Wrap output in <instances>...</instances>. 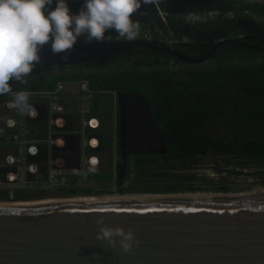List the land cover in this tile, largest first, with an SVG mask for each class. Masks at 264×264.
<instances>
[{
	"label": "trees",
	"instance_id": "trees-1",
	"mask_svg": "<svg viewBox=\"0 0 264 264\" xmlns=\"http://www.w3.org/2000/svg\"><path fill=\"white\" fill-rule=\"evenodd\" d=\"M67 3L70 11L78 14L84 1L67 0ZM158 7L169 14L170 22L162 21ZM51 8H55V2ZM212 13H217L216 21H223L215 24L223 27L227 22L223 35L226 39L241 40L256 47L224 43L201 63H187L140 44L78 65H59L41 59L27 77V83L11 82V86L13 90H51L61 80L88 79L93 90L147 95L152 105V122L167 132L170 148L165 154L130 156L122 184L116 181V191L120 194L196 192L200 190L195 183L198 180L217 186L221 182L207 179L193 168L196 164H217L224 160L250 162L257 168L250 174L264 179V49L261 48L264 44L260 38L256 43L249 40L256 31H249L243 23L248 19L255 24V29L264 30V0H158L155 5L142 6L132 19L140 21L139 33L152 34L150 42L169 45L187 57H203L206 52L201 48L207 40L197 39L196 30L185 29L184 24L191 23L184 17L179 19L186 22L172 15ZM212 22L215 21L208 23ZM203 24L196 27L206 30ZM158 31L171 33L173 42L166 44L158 40ZM109 35L111 38L105 42L119 37L115 32ZM179 35L189 37L190 41L179 40ZM97 44L100 43L78 41L73 52ZM182 65L187 67L176 69ZM109 169L104 171L110 179L113 173ZM84 192L90 194L83 188H68L58 193ZM111 192L106 189L96 194ZM16 195L35 196L20 190ZM7 196L8 190L0 191V200Z\"/></svg>",
	"mask_w": 264,
	"mask_h": 264
},
{
	"label": "water",
	"instance_id": "water-1",
	"mask_svg": "<svg viewBox=\"0 0 264 264\" xmlns=\"http://www.w3.org/2000/svg\"><path fill=\"white\" fill-rule=\"evenodd\" d=\"M234 42L225 39L216 46ZM137 44L187 63L204 62L211 54L187 57L169 45L136 38L72 52L68 60L46 48L39 55L47 62L78 65ZM117 106L122 184L130 156L165 154L170 146L167 132L152 122L147 95L117 91ZM51 197L0 201V264H264V191ZM100 218L108 227L131 228L139 245L124 252L119 237L115 248L97 240Z\"/></svg>",
	"mask_w": 264,
	"mask_h": 264
},
{
	"label": "clouds",
	"instance_id": "clouds-1",
	"mask_svg": "<svg viewBox=\"0 0 264 264\" xmlns=\"http://www.w3.org/2000/svg\"><path fill=\"white\" fill-rule=\"evenodd\" d=\"M157 3L158 0H84L76 14L70 11L67 0H0V96L11 94L10 108L32 114L29 93L14 92L11 82L27 83V77L41 62L42 49L49 47L53 55L68 60L80 37H84L85 44L103 43L106 32L113 30L117 39L134 41L139 38L140 21L133 20V15L142 6ZM7 124L13 127L15 121L8 120ZM96 163L91 162L89 173L96 171ZM96 224V239L107 241L110 247H116L117 237L124 252L140 243L131 228L125 231L105 226L103 218Z\"/></svg>",
	"mask_w": 264,
	"mask_h": 264
},
{
	"label": "built area",
	"instance_id": "built-area-1",
	"mask_svg": "<svg viewBox=\"0 0 264 264\" xmlns=\"http://www.w3.org/2000/svg\"><path fill=\"white\" fill-rule=\"evenodd\" d=\"M74 1H84V0H74ZM158 14L162 21L168 22L169 14L164 13L158 7ZM214 14V13H212ZM212 14H204V15H184L181 14H173L172 16L175 19H179L180 17H184L188 22L190 19H198L200 21H208V17ZM143 39L151 40L152 35L146 33L143 35ZM173 42L172 39H168V43ZM19 91V90H18ZM24 91V90H23ZM29 93V96L32 94H44L48 95L50 98V121L48 123V136L45 139H34L30 136V131L23 127L24 137L20 139V131H21V123L15 117L8 115L6 118V126L9 129L14 130L6 140L8 143L14 141L13 144L18 145V154L15 156L7 155L6 163L7 165H16L18 170L16 171H3V167L0 161V191L2 189L8 190V198L5 200H17L16 190H27L35 188V184H39L38 180L34 179V175L38 172V165L32 161V157L36 156L39 153V144L45 143V145L49 149L48 153V186L51 188L59 189V191H65L68 188L77 187L82 188L78 182L79 175L81 173L78 172L76 174V180L71 181L69 176L74 173H69L67 169L64 167V158L62 155L61 149L64 147V137L61 135V129L65 126V101L63 100L66 97H85L87 95H98L105 94L110 95L117 102V91L113 90H93L90 86V82L88 79H78V80H61L57 82L56 86L51 90H26ZM15 92V91H14ZM4 97V105L7 110H11L9 107V102L11 100V94ZM28 119H32L36 116L35 112L32 114H25ZM82 147H83V155H82V163L84 169H87L91 166V162L96 160V167L101 163V147H102V135L109 136L113 141V150L114 153L109 156V160H111V171L115 180L118 179V171H119V161L117 158L118 152V133L116 131H112V133L108 134V131L102 133L101 121L95 116L88 113V111H82ZM8 120L15 121L13 127H9L7 124ZM60 132V133H59ZM118 132V131H117ZM11 141H10V140ZM23 155H22V154ZM118 164V165H117ZM118 166V168H117ZM40 198V197H36ZM33 199V198H30ZM2 201V200H0Z\"/></svg>",
	"mask_w": 264,
	"mask_h": 264
},
{
	"label": "crops",
	"instance_id": "crops-1",
	"mask_svg": "<svg viewBox=\"0 0 264 264\" xmlns=\"http://www.w3.org/2000/svg\"><path fill=\"white\" fill-rule=\"evenodd\" d=\"M39 91V90H37ZM93 96L88 95L86 97H66L65 101V127L61 129V135L64 137V147L61 149L64 158V167L69 171V173H74L75 175L80 172L85 173L87 169H84L82 163V111H88L89 114L95 115L101 121L100 130L108 134L112 131L118 133L119 128V114L117 102L113 99L111 108L108 109V113H101L98 107H95L96 103L85 104L84 101L87 99H92ZM29 103L36 116L32 119H28L25 114H21L14 109L10 111L6 109L4 105V97H0V154L11 153L18 154V145H13L14 141L8 143L6 138L14 131L6 126V118L8 115L15 117L21 123L20 139L24 137L23 127H26L30 131V136L34 139H45L48 136V123L50 121V98L48 95L44 94H32L29 96ZM2 108L6 111L3 112ZM99 110L100 112H95ZM6 113V114H5ZM107 116L109 118V126L106 129L102 123L103 117ZM60 133V132H59ZM104 135V139H105ZM103 141V140H102ZM39 153L32 157V161L38 165V172L34 175V179L38 180L39 184H35V188L20 190L22 193H32L36 197H47L53 193V191H59V189L51 188L48 186V153L49 149L45 143L39 144ZM22 154V153H21ZM23 155V154H22ZM107 155L101 154V163L96 168L101 169L103 166L102 160L107 159ZM3 169V168H2ZM4 171V169H3ZM73 179V178H72ZM76 188V187H72ZM17 191V190H16Z\"/></svg>",
	"mask_w": 264,
	"mask_h": 264
},
{
	"label": "rangeland",
	"instance_id": "rangeland-1",
	"mask_svg": "<svg viewBox=\"0 0 264 264\" xmlns=\"http://www.w3.org/2000/svg\"><path fill=\"white\" fill-rule=\"evenodd\" d=\"M183 16V15H182ZM218 19L217 13H214L208 17V20L216 21ZM180 21H185L183 19H179ZM190 23L197 25L200 23H203L205 21H200L198 19H190ZM186 22V21H185ZM149 33V31L144 33H139L138 37L143 38V35ZM152 35V34H151ZM158 37V40H162L166 44H168V39H172L171 33L167 34L163 31H158L156 34ZM111 36L109 33L106 32V39L109 40ZM206 39V37H202ZM183 40L190 41L189 37L183 36ZM78 41L84 42V37L78 38ZM186 65L178 66L176 69H182L186 68ZM35 69V68H34ZM33 69V71H34ZM44 69V68H41ZM98 101V108L101 110V113H108V109L112 106L113 98L110 95L105 94H98V96L93 97L92 99H87L84 101V103L87 104H93ZM3 112L6 110L2 108ZM99 110H95V112H100ZM1 114V113H0ZM6 114V113H5ZM102 123L106 129H108L109 126V118L107 116L103 117ZM102 132V131H101ZM103 133V132H102ZM104 135H102L103 137ZM119 138V133H118ZM103 143L107 144L108 153L113 154V141L109 138V141L104 142V139L102 141V148ZM15 145V144H13ZM109 158V156H107ZM102 160L103 162V168L104 170L108 167L111 168V166H114V164H111V160L109 159ZM117 158L119 161V154L117 152ZM130 159V158H129ZM118 165V164H117ZM118 168V166H117ZM193 169H196V172L201 175L205 176L207 179H213L215 182H221L217 186H211L209 183L202 182L203 180H198L195 183L199 186L196 192H187V193H227V192H242V191H249L253 189L254 187H258L262 185V182L264 183V179L260 178H254L250 173L253 171H256L257 168L250 165V162H238L236 160H224L217 164H207V163H200V165L196 164ZM233 169H237L239 172H230ZM110 170V169H109ZM108 170V171H109ZM76 176V175H75ZM78 182L80 186L90 191L89 195L96 194L98 192L102 193L103 190L110 189L112 192H117L118 189L116 185V180L112 174V177L109 179L110 175L106 171H102L101 169H96L94 173H89L88 169L85 173H80L78 176ZM103 179H109L108 181H105ZM179 193V192H174ZM49 196H53L58 194V191H53V193L50 192ZM85 194V192L83 193ZM134 194V193H131ZM138 194H146V193H138ZM147 194H168V193H147ZM25 199V198H24ZM4 201V200H2Z\"/></svg>",
	"mask_w": 264,
	"mask_h": 264
},
{
	"label": "flooded vegetation",
	"instance_id": "flooded-vegetation-1",
	"mask_svg": "<svg viewBox=\"0 0 264 264\" xmlns=\"http://www.w3.org/2000/svg\"><path fill=\"white\" fill-rule=\"evenodd\" d=\"M208 22L209 21L203 22L204 23L203 25L205 27H207L206 30H200L194 24H192V25L191 24H184V28L185 29H190L191 28L192 30H196V32H197V39H200L202 37H206L207 43L205 45H202L203 48H201L203 50L202 52H206V55L209 54L210 52L212 53L214 50H216L217 48H219V46H216V45L220 41H223V40L226 39L223 35H225V33H226L225 32V28H226L225 26L227 24V22H224L223 27H221L219 24H215V23H220V22H223V21H215V22H212V23H208ZM243 23H244V27H247L249 29V31H256L255 34H253L252 36H249V40H251L252 42H255L256 43L257 39L260 38L261 43L264 44V30L263 29H260L259 27H258V29H255L254 28L255 24L252 21L248 20V19L247 20L244 19L243 20ZM258 32L260 33V35L258 34ZM107 33L114 34L113 30H109ZM234 41H237L238 44L245 45V46H248V47H256L255 45L247 44L246 42H242L241 40H234ZM183 42H188V41H183ZM261 48L264 49V47H261ZM13 91H18V90H13ZM19 91H23V90H19ZM24 91H26V90H24ZM118 133H119V128H118ZM103 139H104V136L102 137V140ZM106 141H109V138L107 136H105V139H104V142H106ZM103 146L105 148L103 149L102 153L104 155H107V153H108L107 147L108 146L105 143H103ZM7 155H13V156H15L16 154L5 153V152L2 153V154H0V161H1V164H2V167H3L4 171H16V170H18V167L16 165H7V163H6V156ZM119 163H120V156H119ZM96 169H98V168H96ZM101 170L104 171V168L101 167ZM69 178H70L71 181H75L76 180V177H74L73 174H71L69 176ZM2 191L7 192V189L4 188V189H2ZM58 194L64 195L63 193H58ZM17 198L29 199V198H36V196H33V197H25L23 195V196H17Z\"/></svg>",
	"mask_w": 264,
	"mask_h": 264
},
{
	"label": "bare ground",
	"instance_id": "bare-ground-1",
	"mask_svg": "<svg viewBox=\"0 0 264 264\" xmlns=\"http://www.w3.org/2000/svg\"><path fill=\"white\" fill-rule=\"evenodd\" d=\"M97 159H95V161H96ZM262 191H264V188H260V187H254L253 189H251L250 191H248V192H262ZM210 193V192H209ZM217 193H219V192H217ZM147 194V193H146Z\"/></svg>",
	"mask_w": 264,
	"mask_h": 264
}]
</instances>
